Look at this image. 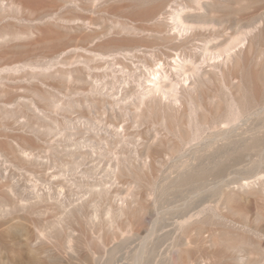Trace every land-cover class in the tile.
Masks as SVG:
<instances>
[{"label": "rangeland", "instance_id": "rangeland-1", "mask_svg": "<svg viewBox=\"0 0 264 264\" xmlns=\"http://www.w3.org/2000/svg\"><path fill=\"white\" fill-rule=\"evenodd\" d=\"M0 264H264V0H0Z\"/></svg>", "mask_w": 264, "mask_h": 264}, {"label": "bare ground", "instance_id": "bare-ground-1", "mask_svg": "<svg viewBox=\"0 0 264 264\" xmlns=\"http://www.w3.org/2000/svg\"><path fill=\"white\" fill-rule=\"evenodd\" d=\"M157 69L158 70L154 72V77H152L153 79H149V81H151L149 88L150 93H155L156 91H160L163 88V83L168 79H171L170 75L167 73V71L164 70L162 66L157 67ZM159 70L162 72H160ZM170 81H171L170 85L174 86L175 83L173 82V80Z\"/></svg>", "mask_w": 264, "mask_h": 264}]
</instances>
